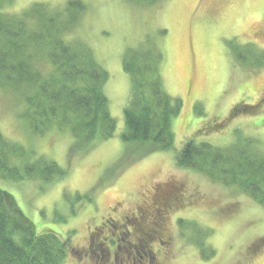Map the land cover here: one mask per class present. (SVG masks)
Here are the masks:
<instances>
[{"label":"rangeland","instance_id":"1","mask_svg":"<svg viewBox=\"0 0 264 264\" xmlns=\"http://www.w3.org/2000/svg\"><path fill=\"white\" fill-rule=\"evenodd\" d=\"M68 1L12 0L0 12L20 14L35 4L55 10ZM81 1L87 10L67 39L86 42L109 74L105 93L117 122L115 136L74 146L70 132L55 126L35 134L24 90L0 87V134L23 146L31 159L53 161L67 171L59 181L4 179L0 187L15 197L40 233L69 238L64 264H109L103 252L91 253V232L112 218L121 228L125 216L144 210L162 188L170 190L172 181L182 188L177 205L161 218L164 230L152 245L156 264H264V206L237 186L179 169L175 161L191 138L217 148L249 140L264 152V104L258 106L264 96V52L255 49L264 43V0ZM147 38L162 50L165 88L182 108L174 120V149L142 155L144 146L122 142L131 89L122 65L127 49ZM38 65L45 76L53 71L48 61ZM238 102L256 107L254 113L229 118ZM223 123L216 132L205 131ZM191 223L198 226L195 234ZM104 230V237L119 241L118 230L116 235ZM190 235L201 242V250ZM134 256L129 254L131 264H138ZM110 260L115 261L113 251Z\"/></svg>","mask_w":264,"mask_h":264},{"label":"trees","instance_id":"2","mask_svg":"<svg viewBox=\"0 0 264 264\" xmlns=\"http://www.w3.org/2000/svg\"><path fill=\"white\" fill-rule=\"evenodd\" d=\"M158 1L140 0L148 4ZM11 3L12 0H0V10ZM86 10L81 0H70L63 8L55 10L48 5L35 4L20 14L0 12V87L24 90L22 94L29 107L26 115L33 133L43 135L55 126L70 132L74 146L109 140L117 130L105 93L108 72L86 42L74 37L67 39L79 26ZM238 59L245 62L242 56ZM41 61L52 64L50 74L45 76L41 72L38 65ZM163 65V52L151 38L127 49L123 58V71L130 77L131 89L124 110L122 142L127 146H144L142 155L170 151L175 145L174 120L181 113L182 102L167 92ZM259 102L258 106L264 104V98ZM234 105L229 118L254 113L256 108L245 107L242 102ZM224 125L205 131L213 133ZM252 145V141L239 140L229 147L217 148L191 138L175 155L176 166L205 174L225 186H237L264 206V152L257 142L256 147ZM27 152L23 146L0 134V180L37 178L50 183L65 177L66 169L56 162L31 159ZM168 187L170 190L165 187L162 194L156 193L144 210L139 207L132 214L135 218L125 216L121 228L115 218L95 228L89 236L91 253L106 250V254H111L113 251L116 260L115 257L128 255L129 251L138 261L146 258L144 263L156 264L152 245L158 239L159 229L163 228L161 218L177 205L175 197L182 188L173 181ZM150 216L158 220L149 221ZM191 224V232L195 234L193 229L198 226ZM104 227H109L114 235L118 230L119 241L104 237ZM188 238L201 250L198 238L193 235ZM70 247L69 238L64 240L52 231L40 233L15 197L0 187V264H64Z\"/></svg>","mask_w":264,"mask_h":264},{"label":"flooded vegetation","instance_id":"3","mask_svg":"<svg viewBox=\"0 0 264 264\" xmlns=\"http://www.w3.org/2000/svg\"><path fill=\"white\" fill-rule=\"evenodd\" d=\"M255 49H256V51L259 50V51H263L264 52V43L263 44H260V43L256 44L255 45ZM263 97L261 99H263ZM115 209L117 210V208H115ZM103 247L104 246L101 247L102 248L101 251H103ZM127 254L128 255H126V254L123 255V257H118V256L115 257L116 260L112 262L110 260V255L111 254H106V252H103V255L105 256V257L103 256V260L106 259L107 262H109V264H129V263L131 264L132 262H134V260L132 258L130 259V257H129V254H131V252L128 251ZM137 262H138V264H143L144 262H146V258L143 259V263H142V261H137Z\"/></svg>","mask_w":264,"mask_h":264}]
</instances>
